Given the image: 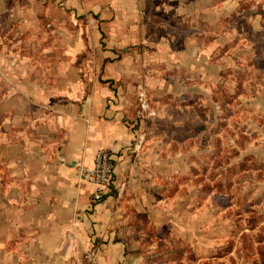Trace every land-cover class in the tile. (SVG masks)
<instances>
[{
	"label": "rangeland",
	"instance_id": "1",
	"mask_svg": "<svg viewBox=\"0 0 264 264\" xmlns=\"http://www.w3.org/2000/svg\"><path fill=\"white\" fill-rule=\"evenodd\" d=\"M160 2L147 0L139 19L145 88L114 187L117 230L141 264H264V0ZM21 37L18 52L33 55L31 31ZM9 229L0 227V264H54L46 243L27 250ZM87 245L72 262L93 253Z\"/></svg>",
	"mask_w": 264,
	"mask_h": 264
},
{
	"label": "crops",
	"instance_id": "2",
	"mask_svg": "<svg viewBox=\"0 0 264 264\" xmlns=\"http://www.w3.org/2000/svg\"><path fill=\"white\" fill-rule=\"evenodd\" d=\"M32 1L27 10L20 0H0V227L18 230L27 250L46 243L41 250L54 264H141L117 230L123 203L114 187L139 133L133 108L145 86L136 49L148 42L139 23L147 0ZM83 15L89 22L78 26ZM30 31L33 55L18 52ZM101 147L116 151L118 162L94 204L77 167L92 165ZM88 243L93 253L72 262Z\"/></svg>",
	"mask_w": 264,
	"mask_h": 264
},
{
	"label": "built area",
	"instance_id": "3",
	"mask_svg": "<svg viewBox=\"0 0 264 264\" xmlns=\"http://www.w3.org/2000/svg\"><path fill=\"white\" fill-rule=\"evenodd\" d=\"M118 155L113 149L101 147L97 149L92 165L79 164L77 174L79 181L91 186V202L103 200L114 181Z\"/></svg>",
	"mask_w": 264,
	"mask_h": 264
},
{
	"label": "trees",
	"instance_id": "4",
	"mask_svg": "<svg viewBox=\"0 0 264 264\" xmlns=\"http://www.w3.org/2000/svg\"><path fill=\"white\" fill-rule=\"evenodd\" d=\"M112 185V184H111Z\"/></svg>",
	"mask_w": 264,
	"mask_h": 264
}]
</instances>
